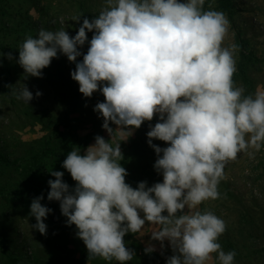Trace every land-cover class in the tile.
<instances>
[{
    "label": "clouds",
    "instance_id": "9594fccd",
    "mask_svg": "<svg viewBox=\"0 0 264 264\" xmlns=\"http://www.w3.org/2000/svg\"><path fill=\"white\" fill-rule=\"evenodd\" d=\"M106 4L91 20L85 17L75 35L42 28L18 48L16 63L26 76L39 78L59 52L75 63L70 77L79 93L91 97L99 85L104 97L93 111L103 118L101 127L110 139L95 136L83 155L71 150L61 167L75 186L69 188L62 172L51 171L47 199L59 203L66 225L75 226L88 258L124 264L135 252L123 238L151 222L159 226L152 239L167 241L173 252L165 264H205L212 253L220 264H233L235 252L225 253L217 242L224 221L198 206L218 197L225 162L264 143V91L242 96L243 90L233 85L237 46H221L228 21L219 11H202L203 0ZM88 32L87 51L77 62ZM13 95L26 104L33 98L25 85ZM154 114L158 122L146 137L162 180L151 186L141 181L133 188L118 163L120 143ZM113 132L121 142L110 143ZM154 139L167 146L153 144ZM41 199L31 200L29 215L35 219L31 227L43 235L51 209ZM154 250L152 245L144 249L146 254Z\"/></svg>",
    "mask_w": 264,
    "mask_h": 264
},
{
    "label": "rangeland",
    "instance_id": "374dc122",
    "mask_svg": "<svg viewBox=\"0 0 264 264\" xmlns=\"http://www.w3.org/2000/svg\"><path fill=\"white\" fill-rule=\"evenodd\" d=\"M231 3L232 14L220 10L217 0H208L206 4L203 0L201 10L219 11L226 17L227 32L221 46H237L233 52L234 73L241 50L250 55L246 70L250 82L237 80L233 85L243 90L242 96L254 95L264 91V0H231ZM107 7L106 0H0V264H120L115 259L88 258L83 242L75 235V226L66 225L59 203L47 199V181L54 179L51 171L62 172V180L69 188L75 186L61 167L71 150H80L83 155L84 149L94 144L95 136L110 139L101 127L103 118L93 111L97 102L104 101L99 85L91 97H83L70 77L75 63L59 52L41 69L39 78L26 76L16 63L18 48L27 36L35 37L43 28L64 29L71 37L85 17L91 20ZM91 36V32L86 33L77 62L86 53ZM9 53L11 59L7 58ZM23 85L33 96L28 104L13 95ZM36 91L41 93L39 97ZM154 121L158 122L155 114L123 142L118 132L111 134L110 143L121 142L123 158L118 163L127 172L125 181L142 180L151 186L162 180L153 168L157 157L146 137ZM109 127L116 128L111 123ZM73 132L79 139L67 142L66 137L74 136ZM138 139L146 141L140 148L136 147ZM152 143L161 148L167 146L155 139ZM48 147L50 150L42 157ZM128 154L134 157L128 159ZM31 164L34 173L26 178V168ZM222 171L218 197L203 201L198 208L224 221L225 230L217 242L225 253L235 252L233 264H264V143L259 150L248 148L237 153L235 159L225 162ZM37 196L42 197V206L51 209L43 220L47 226L43 235L31 227L35 219L29 215L31 200ZM158 230V225L145 222L140 230L123 238L125 246L128 247L131 237L144 248L152 245L153 252L165 261L173 252L167 242L152 239V233ZM124 264H138L135 255ZM205 264H220L216 253Z\"/></svg>",
    "mask_w": 264,
    "mask_h": 264
},
{
    "label": "trees",
    "instance_id": "16d2710c",
    "mask_svg": "<svg viewBox=\"0 0 264 264\" xmlns=\"http://www.w3.org/2000/svg\"><path fill=\"white\" fill-rule=\"evenodd\" d=\"M208 0H204V4L207 3ZM218 3V7L220 10H222L223 12L227 13V14H232V3L231 0H217ZM240 61L238 63V67H237V72L233 73L232 75V81L233 83L237 80H241L244 83H249V78L247 76L246 70H247V63L250 60V55L246 53L245 49L241 50L240 53ZM154 124L156 123V121L153 122ZM74 136H70V137H66V141L67 142H76L79 137L78 135H76V132H73ZM143 142H146L144 139H138V141L136 142V147L140 148L139 146L141 144H143ZM80 146H84L80 145ZM50 150V148L48 147L47 149H44L42 152V157H45L47 154V151ZM145 150H142V154H144ZM130 157H134L133 155L128 154V159ZM37 160L34 161V163L36 164ZM34 173V165L31 164V166L26 168V178H28L31 174ZM142 180L137 181L136 183H132L131 181H125L127 184H129L131 187L135 188L136 184L138 182H141ZM228 247H230L232 249V245L230 243H227ZM128 247L132 250H134L135 252V259L137 260L138 264H165V261H161L160 256L155 254L154 252H151L149 254H146L144 251V247L142 245H140L139 243H137L136 241H134L131 237H130V241L128 244ZM173 253H170V255L168 257H170ZM16 262V261H15Z\"/></svg>",
    "mask_w": 264,
    "mask_h": 264
},
{
    "label": "crops",
    "instance_id": "0c3cea01",
    "mask_svg": "<svg viewBox=\"0 0 264 264\" xmlns=\"http://www.w3.org/2000/svg\"><path fill=\"white\" fill-rule=\"evenodd\" d=\"M165 242H167V241H165ZM168 243V242H167Z\"/></svg>",
    "mask_w": 264,
    "mask_h": 264
}]
</instances>
